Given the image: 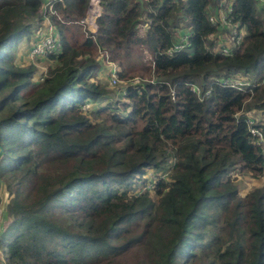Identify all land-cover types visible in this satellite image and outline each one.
<instances>
[{
    "label": "trees",
    "instance_id": "16d2710c",
    "mask_svg": "<svg viewBox=\"0 0 264 264\" xmlns=\"http://www.w3.org/2000/svg\"><path fill=\"white\" fill-rule=\"evenodd\" d=\"M228 1L230 21L243 34L221 54L207 38L217 31L207 16ZM40 5L0 0V178L8 192L0 260L85 264L146 237L149 251L135 264H264V186L240 195L229 178L236 166L264 177V154L243 116L234 117L264 107V81L250 94L211 80L259 76L264 5L100 0L91 32L81 21L87 0H53L47 18L60 50L47 56L54 64L34 81V66L13 63L11 49L42 23L47 11ZM180 28L189 29L187 44L167 54ZM102 56L120 67V79L153 67L155 80L127 85L121 97L129 102L116 108L104 81L95 78ZM190 83L209 93L199 97ZM86 100L95 103L92 116L80 109ZM56 160L69 167L47 171ZM163 163L169 167L161 170ZM148 170L166 173L137 192L150 180Z\"/></svg>",
    "mask_w": 264,
    "mask_h": 264
},
{
    "label": "built area",
    "instance_id": "2783aa9c",
    "mask_svg": "<svg viewBox=\"0 0 264 264\" xmlns=\"http://www.w3.org/2000/svg\"><path fill=\"white\" fill-rule=\"evenodd\" d=\"M53 0H45L43 3V13L44 9H46V14L43 15V21L37 29H33L32 32L35 30V34L37 38L30 44L27 49V56L33 60L39 56H48L49 54L56 55L60 50V41L57 35V31L55 26L48 20V13H53V9L51 7ZM259 3L264 5V0H257ZM101 11L100 0H87V5L84 13V17L87 16L85 19V26L86 28L94 32L96 28L95 18ZM230 2H225L224 4L219 3L217 8L208 14L207 19L212 24L216 25L215 31V38L216 42L214 44V50L221 54H227L230 50L235 47L240 42L241 36L243 34V29L238 26L235 22L230 21ZM92 19L91 21L89 19ZM147 21H143L139 24L141 30H144L147 26ZM189 29L180 28L174 35L176 40L169 45L164 51L167 54H171L174 51H178L182 49L187 44L189 38ZM211 34V33H210ZM32 35V34H31ZM210 39L213 40L212 37ZM46 73L38 78V81L41 80ZM116 75L115 70L112 69L109 72L107 78V84L110 86L116 82ZM211 80L219 83L223 86H231L238 90H248L250 91L252 86L258 85L264 81V66L261 69V73L258 77L252 76L249 74H227L225 76L222 75H215L211 77ZM132 84H135L132 82ZM190 89L193 90L199 97H203L209 93V88L202 90L199 86L195 83L189 84ZM91 102L89 100L84 101L80 109H86L91 106ZM242 115L247 131L250 135L252 142L259 147L262 154H264V125L259 117L252 114L249 110L246 111H238L234 114V117ZM166 170L162 171L158 175H154L150 171V180H147L141 187L137 190L140 192L145 188H151L153 185V181L156 180L158 177L165 175ZM149 177V176H148Z\"/></svg>",
    "mask_w": 264,
    "mask_h": 264
},
{
    "label": "rangeland",
    "instance_id": "374dc122",
    "mask_svg": "<svg viewBox=\"0 0 264 264\" xmlns=\"http://www.w3.org/2000/svg\"><path fill=\"white\" fill-rule=\"evenodd\" d=\"M257 3H259V2L257 1ZM41 6L43 9V6H44L43 2L41 4ZM83 20L85 22V18ZM139 32H140V34H142L143 30H141V28H140ZM215 33H216L215 31L212 32L211 34H209L207 36V38L212 37L213 41L216 42ZM34 39H35L34 36L31 37L30 39L29 38L26 39V37L19 38L17 43L11 49V54H12V62L13 63H15L17 65H23V64L33 65L35 68L33 80L38 81V78L40 76H42L45 72L47 73L48 69L50 67H52V65L54 64V61L49 60L47 56H46L47 58H45L44 56H39L33 60H31L27 56V48L30 45V43L34 41ZM143 54H144V57L146 59H148V60L151 59L150 53L147 50L143 49ZM103 58H105V57L102 56V59ZM105 60L110 63L111 70L112 69L115 70V75H116V79H117L116 82L109 86L107 84L108 73L106 75L104 72H101L98 75V69L95 73V78L96 79L97 78L103 79L101 81H104V84L106 87L105 89L109 93L108 94V101H111V102L116 101L117 102L116 108H119L118 105L122 101L126 102V103L129 102V100L126 99L125 97H121L123 95L124 88L127 85H133L132 82H134L135 84H138V83H142V82H146V81L155 80V77L153 76V70H152L153 67H152V69L149 68L148 70H145V68H141V70H139L138 68H135L133 70L134 74L131 77H129L127 79H124V78L120 79L117 75V71L120 69V67L116 63L112 62L111 60H107V59H105ZM101 63L106 64L105 62H99L98 65H101ZM251 92L252 91L250 90V94H251ZM106 100L107 99L101 100L99 102V104L103 105ZM94 105H95V103H91V106H89L86 109H82V112L87 113V112L91 111V113L90 112L89 113H90V116H92V113L95 114L94 108H96V107ZM167 154L170 155L171 153H167ZM161 158H163V157H161ZM170 158L172 161L173 157L169 156L168 160ZM67 164H68L67 162L65 163V162H62L61 160H56L52 163H47L45 169L47 171H59V172H61L64 170V168L67 166ZM68 167H66V168H68ZM168 167H169L168 163H163V167L161 170L168 168ZM161 170H159V171H161ZM145 175L150 176V170H148ZM229 178H230L231 184L236 186V189L240 195H243L244 193H246L247 191H249L253 187L264 186V177L263 176L254 177V176L250 175L247 171H240L239 169H237V166L235 167V169L230 170ZM149 193L151 194V197L154 198L155 201L158 199L156 197V195L152 194V192H149ZM6 199H7V197H6ZM2 212H3V210H1V212H0V218L3 217V215H1ZM1 222H2V220H0V227L2 226ZM148 251H149L148 239L145 237L140 242L131 245V247L121 251L119 254H117L115 256H112L110 258L109 257L101 258L97 261L87 262L85 264H135L138 260H140L142 258V255L147 254ZM0 263L4 264L1 260H0Z\"/></svg>",
    "mask_w": 264,
    "mask_h": 264
},
{
    "label": "crops",
    "instance_id": "0c3cea01",
    "mask_svg": "<svg viewBox=\"0 0 264 264\" xmlns=\"http://www.w3.org/2000/svg\"><path fill=\"white\" fill-rule=\"evenodd\" d=\"M45 0H41V4H42V2H44ZM40 9L43 11V9H42V6L40 5ZM84 16H82V18H81V21L84 23ZM85 24V23H84ZM41 25V23L40 24H37V25H35L36 26V28H35V30L37 29V27L38 26H40ZM34 26V27H35ZM35 30H34V32H32V35L30 34V36H29V39L31 38V37H35V38H37V35L35 34ZM33 31V30H32ZM27 39V38H26ZM17 43V42H16ZM15 43V44H16ZM32 43V42H31ZM30 43V44H31ZM30 46V45H29ZM28 46V47H29ZM28 49V48H27ZM45 58H47L46 56H45ZM50 60V59H49ZM52 60V59H51ZM53 61V60H52ZM98 61L99 62H105L106 64H103V63H101V65H99V67H98V75H99V73H101V72H104L106 75H107V73H108V75H109V72H110V70H111V65H110V63L109 62H107L106 60H103L102 58H100V57H98ZM52 64V63H51ZM50 64V65H51ZM46 73V72H45ZM99 77V76H98ZM98 79H101V78H98ZM101 80H103V79H101ZM247 110H249L252 114H254V115H256L257 117H259L260 118V120L262 121V124L264 125V107H260V108H258V107H250V108H248ZM246 111V110H245Z\"/></svg>",
    "mask_w": 264,
    "mask_h": 264
},
{
    "label": "water",
    "instance_id": "95a60500",
    "mask_svg": "<svg viewBox=\"0 0 264 264\" xmlns=\"http://www.w3.org/2000/svg\"><path fill=\"white\" fill-rule=\"evenodd\" d=\"M1 145H0V152H1ZM8 195V192L6 190V184L5 182L0 178V212L3 210L4 203L6 200V197Z\"/></svg>",
    "mask_w": 264,
    "mask_h": 264
},
{
    "label": "bare ground",
    "instance_id": "6f19581e",
    "mask_svg": "<svg viewBox=\"0 0 264 264\" xmlns=\"http://www.w3.org/2000/svg\"><path fill=\"white\" fill-rule=\"evenodd\" d=\"M85 19H87V16H85ZM89 20L91 21L92 19L90 18Z\"/></svg>",
    "mask_w": 264,
    "mask_h": 264
}]
</instances>
